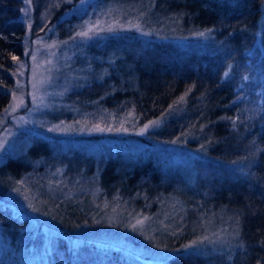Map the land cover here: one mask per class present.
I'll use <instances>...</instances> for the list:
<instances>
[{"label":"rangeland","instance_id":"1","mask_svg":"<svg viewBox=\"0 0 264 264\" xmlns=\"http://www.w3.org/2000/svg\"><path fill=\"white\" fill-rule=\"evenodd\" d=\"M149 10L146 2L132 0H22L23 54L13 72L9 102L0 113V164L10 157L29 170L0 193L23 222L17 242L0 225V264H66L65 258L72 260L84 244L120 252L132 264H170L177 254L205 257L242 248L238 219L231 214L202 212L173 194L107 197L99 188L107 149L134 158L145 149L152 151L164 169L180 174L189 185L196 162L206 159L200 143L189 145L195 141L190 133L181 131L168 142L146 141L148 131L186 113L183 102H173L170 110L146 123L127 101L103 105L107 94L125 87L113 82L112 72L128 43L132 54L154 42L181 43L211 55L223 49L209 31L177 37L168 20L160 30ZM60 22L67 33L63 37ZM245 55L248 70L238 87L264 109V49L258 36ZM126 81L134 89L133 77ZM98 85L106 89L102 97L73 99L81 89ZM34 137L49 144L48 159L25 156ZM73 150L91 158L92 167L75 170L61 163L59 155ZM249 159L242 156L226 165L246 175L254 161ZM57 244L64 246V255L55 253Z\"/></svg>","mask_w":264,"mask_h":264},{"label":"trees","instance_id":"2","mask_svg":"<svg viewBox=\"0 0 264 264\" xmlns=\"http://www.w3.org/2000/svg\"><path fill=\"white\" fill-rule=\"evenodd\" d=\"M132 1L147 3L151 21L160 30L168 27V20L177 37L209 31L223 49L211 55L192 46L189 50L181 43L154 42L142 52L132 54L128 43L123 54L115 59L112 72L113 82L118 80L125 87L107 94L103 105L111 108L127 101L137 119L146 123L170 110L173 102H183L186 113L148 131L146 141L168 142L181 131L190 133L195 141L188 142L189 145L200 143L206 159L196 162L194 180L189 185L180 174L164 169L152 151L145 149L134 158L107 149L105 159L100 162V190L107 197L117 194L125 198L140 194L152 199L173 194L202 212L223 211L238 219L240 250L205 257L177 254L170 258V264L263 263L264 109L255 105L248 90L244 92L238 85L242 73L248 70L245 53L254 46L257 36L264 49V0ZM21 5L22 0H0V113L9 102L13 72L23 54L25 27L20 19ZM59 25L60 35L66 36L61 22ZM229 63L233 64L232 69L225 78ZM130 77L134 89L126 81ZM106 93L105 87L98 85L81 89L73 99L87 101ZM249 151L254 161L246 175H237L227 167V163L242 156L249 159L246 158ZM50 152L46 140L34 137L25 156L48 159ZM78 152L60 154V162L68 169L91 168V158ZM28 170L21 160L6 158L0 164V193ZM22 223L0 199V225L12 242L20 241L18 232ZM63 250L60 244L54 248L57 255H64ZM64 261L66 264H132L120 252L87 244L78 248L72 260L66 257Z\"/></svg>","mask_w":264,"mask_h":264}]
</instances>
